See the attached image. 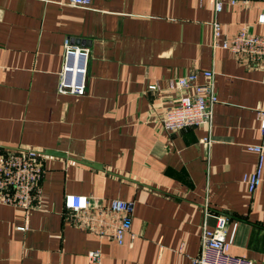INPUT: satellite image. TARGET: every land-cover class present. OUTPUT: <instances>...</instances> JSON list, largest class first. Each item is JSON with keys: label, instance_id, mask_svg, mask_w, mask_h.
<instances>
[{"label": "crops", "instance_id": "obj_1", "mask_svg": "<svg viewBox=\"0 0 264 264\" xmlns=\"http://www.w3.org/2000/svg\"><path fill=\"white\" fill-rule=\"evenodd\" d=\"M262 15L263 0L219 13L213 0H0V154H65L43 156L39 207H0V264H193L220 214L230 252L264 263V184L243 181L259 161L264 62L222 47L242 28L264 34ZM67 38L90 50L81 96L58 90ZM210 70L211 126L167 131L170 82ZM68 194L132 202L124 244L77 226Z\"/></svg>", "mask_w": 264, "mask_h": 264}, {"label": "built area", "instance_id": "obj_2", "mask_svg": "<svg viewBox=\"0 0 264 264\" xmlns=\"http://www.w3.org/2000/svg\"><path fill=\"white\" fill-rule=\"evenodd\" d=\"M254 0H213L216 13L223 10L225 4L236 5ZM264 1V0H263ZM92 0H70L73 6L89 7ZM264 23V15L260 16ZM215 35L221 31L219 22H214ZM63 66L60 71L58 90L62 94L84 95L87 89V74L90 50L65 40ZM222 47L235 54L245 55L254 64L264 62V34L250 33L242 28L236 35L226 39ZM202 74L203 84L198 82ZM170 89L178 90V102L170 106L162 119L167 131H177L193 126L210 127L213 119V106L217 102L215 93V73L213 71L191 72L172 80ZM156 89L157 85L149 86ZM261 141L251 144L248 149L258 153L259 161L254 172L245 174L243 181L254 193L264 184V102L258 108ZM209 145L210 138H204ZM45 152L35 148H7L0 154V207L4 205L23 208L27 211L40 205L45 173L43 156ZM65 205L73 212L74 223L82 229L101 237H109L118 244H124L132 228L134 205L132 202L113 199L108 206L92 201L88 196L68 194ZM229 218L216 216L214 227H204L201 234V250L193 264H264L255 260L232 254L233 234L227 237ZM24 229V228H21ZM93 260H99L100 252H90Z\"/></svg>", "mask_w": 264, "mask_h": 264}, {"label": "water", "instance_id": "obj_3", "mask_svg": "<svg viewBox=\"0 0 264 264\" xmlns=\"http://www.w3.org/2000/svg\"><path fill=\"white\" fill-rule=\"evenodd\" d=\"M45 155H54V156H65L62 152L55 151V150H47Z\"/></svg>", "mask_w": 264, "mask_h": 264}]
</instances>
